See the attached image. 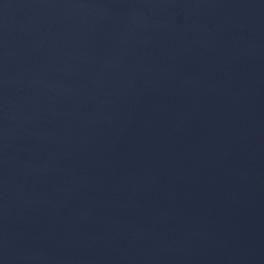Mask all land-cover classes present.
<instances>
[{
  "label": "water",
  "instance_id": "water-1",
  "mask_svg": "<svg viewBox=\"0 0 264 264\" xmlns=\"http://www.w3.org/2000/svg\"><path fill=\"white\" fill-rule=\"evenodd\" d=\"M0 264H264V0H0Z\"/></svg>",
  "mask_w": 264,
  "mask_h": 264
}]
</instances>
